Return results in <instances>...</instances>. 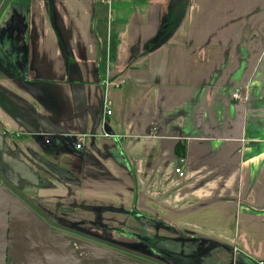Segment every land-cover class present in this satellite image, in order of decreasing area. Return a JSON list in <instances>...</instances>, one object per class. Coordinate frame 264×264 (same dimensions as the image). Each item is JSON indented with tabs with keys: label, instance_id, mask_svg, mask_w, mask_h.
<instances>
[{
	"label": "crops",
	"instance_id": "crops-1",
	"mask_svg": "<svg viewBox=\"0 0 264 264\" xmlns=\"http://www.w3.org/2000/svg\"><path fill=\"white\" fill-rule=\"evenodd\" d=\"M4 8L0 120L10 155L39 178L26 191L42 189L70 218L153 221L180 263L194 252L202 264L264 260V0ZM240 86L246 101L232 97Z\"/></svg>",
	"mask_w": 264,
	"mask_h": 264
},
{
	"label": "water",
	"instance_id": "water-1",
	"mask_svg": "<svg viewBox=\"0 0 264 264\" xmlns=\"http://www.w3.org/2000/svg\"><path fill=\"white\" fill-rule=\"evenodd\" d=\"M181 13L180 8L174 15L169 28L162 32L158 41H161L164 35L179 23ZM247 98L246 94L245 99L240 101H246ZM1 144L0 142V148ZM23 173L32 181H39L32 172L23 170ZM74 241H76V247L74 250L69 249L66 246L67 243L62 240L61 233L55 231L0 181V264H7L8 251L18 264H89L83 261L84 258L81 255L83 253L90 254V257L96 261L100 259L98 264H148L130 262L114 251L90 242L76 239ZM235 251L240 252L237 249ZM195 258L194 252L188 256V261H193ZM102 259L105 261L102 262ZM247 259L250 262L248 264H255L250 258ZM233 264H237V257L234 258Z\"/></svg>",
	"mask_w": 264,
	"mask_h": 264
},
{
	"label": "flooded vegetation",
	"instance_id": "flooded-vegetation-1",
	"mask_svg": "<svg viewBox=\"0 0 264 264\" xmlns=\"http://www.w3.org/2000/svg\"><path fill=\"white\" fill-rule=\"evenodd\" d=\"M4 6V0H0V9ZM7 4L5 5V8ZM0 14V22L3 21L4 10ZM7 136L4 134V131L0 130V181L5 186H7L12 192L15 193L13 188L18 189L21 192L24 186L32 184L31 179L23 173L24 167L19 164L18 159L16 158L15 152H13L14 156L10 155V149L7 146ZM12 154V153H11ZM27 170V169H25ZM35 175V171L28 170ZM51 175H54L50 172ZM50 175V176H51ZM40 184V183H38ZM46 184V183H45ZM34 202V203H33ZM32 204L34 206L29 205L44 221H46L55 231L61 233L62 240L67 243V247L69 249H73L76 247V240L90 242L101 247L110 249L117 253L122 258L129 260L130 262H143L148 264H153L154 262L149 259H145L139 257V254H144L148 258L156 250V254L159 258L163 256L168 258L169 260H173L175 262H181L182 258L177 254L172 255V253L163 248H156L155 242L160 239V237H153L150 240V237L145 238L138 233L133 232L132 230L126 229L123 230V227H118L117 225L122 224L123 219H115L114 220H104L102 219V215L96 214L94 217H85L81 215H76L72 218L71 214L66 213H58L53 209L47 207L40 199L33 200ZM128 217H131L128 215ZM110 218V219H112ZM113 229V230H112ZM118 235H125L129 238L135 240H128L129 242L120 240ZM137 237V238H136ZM147 239V240H146ZM125 244V245H122ZM116 246H124L127 250H130L131 253L125 252L119 247ZM84 258V262H88L89 264L95 263L98 264V259L91 258L90 254H81ZM105 260L102 259V262ZM179 262V263H180ZM7 264H18L14 257L9 253H7Z\"/></svg>",
	"mask_w": 264,
	"mask_h": 264
},
{
	"label": "rangeland",
	"instance_id": "rangeland-1",
	"mask_svg": "<svg viewBox=\"0 0 264 264\" xmlns=\"http://www.w3.org/2000/svg\"><path fill=\"white\" fill-rule=\"evenodd\" d=\"M3 7L0 9V14L2 13ZM97 21H98V25H99V27H98L99 33L102 34V37L103 36L104 37L107 36L106 26H104L103 23L101 21H99V18H97ZM0 130L1 131L3 130V123L1 122V120H0ZM31 183H32V185H35V183H33V182H31ZM25 188H26V186H24L22 188L21 192L18 191V189H15V188H13V190L15 191V193L21 199H23L26 202V204L34 206L32 204L33 200L40 199L50 209H53L52 207H55L54 204L53 205L51 204V198H50L51 196L50 195H42V194H40V191L42 189H39L40 191H38V188H36V190H35V187L31 186L30 187L31 189H28V191H26ZM113 203L116 204L115 202H113ZM96 214L102 215L101 217H102L103 221L104 220H114L113 218L118 220V219L121 218V219H123V222H122V224L117 225L118 227H123V230H125V228L129 229V230H132L133 232L138 233L139 235H141V236H143L145 238L150 237V240H151V238L156 237L157 234L163 233L161 231H160V233H157V232L155 233V231L153 229H151V231H153L154 233H150V228L154 227L155 224H157V223H154L153 221L150 223V221H148V220H146L144 218H139L138 219V217H136V218L135 217H128L124 213L122 214L121 212L110 211V210H107L105 212L100 210V211H97V213H92L91 215H93V217H94ZM110 218H112V219H110ZM154 234H156V235H154ZM118 236H119L120 240H123V241H126V242H129L128 240H135V239L129 238V237L125 236V235H118ZM187 237L189 238L190 236H187ZM178 238L179 237H177V235H176V240H178ZM193 241H195V239H193ZM174 243H175L174 244V246H175L174 248L176 250L175 254H178L180 252V245L176 241H174ZM122 245H125V244H122ZM162 245H163V241L161 240L160 242H156L155 247L156 248H161ZM189 245H191V247H194V245H196L197 247L198 246L201 247L203 245V243L202 242L199 243V244L190 243ZM116 247L121 248L125 252L131 253V251L127 250L128 248L126 249V247H124V246H122V247L121 246H116ZM184 248H185V246H183V250H184ZM155 252H156V250L153 251V253L150 255V258L145 256L144 254H139L138 256L142 257V258H145V259H149L150 261L154 262L153 264H186V263H183V262L179 263V262H175L173 260L171 261V260H169L168 258H166L164 256L162 258H159V256ZM189 264H202V263H201V261L193 260V261H190Z\"/></svg>",
	"mask_w": 264,
	"mask_h": 264
},
{
	"label": "built area",
	"instance_id": "built-area-1",
	"mask_svg": "<svg viewBox=\"0 0 264 264\" xmlns=\"http://www.w3.org/2000/svg\"><path fill=\"white\" fill-rule=\"evenodd\" d=\"M245 96H246V94H245V92H244V90H243V88L241 86L240 87H236L235 90L232 93V97L235 100H243V99H245ZM111 105H112L111 100H109L107 98L105 100V102H104V108L106 110V113H108V114L112 113ZM83 139H84V137L81 136L80 141H82ZM81 145H82L81 142H79L77 146L80 147ZM184 162H185V158H181L180 162H179V165L175 169L176 173H178L181 176H184V174H185V171L183 169ZM236 249L238 250L237 247H236ZM251 260H253L255 264H264V260H262V259H252L251 258Z\"/></svg>",
	"mask_w": 264,
	"mask_h": 264
},
{
	"label": "trees",
	"instance_id": "trees-1",
	"mask_svg": "<svg viewBox=\"0 0 264 264\" xmlns=\"http://www.w3.org/2000/svg\"><path fill=\"white\" fill-rule=\"evenodd\" d=\"M183 149H184V146H183Z\"/></svg>",
	"mask_w": 264,
	"mask_h": 264
}]
</instances>
